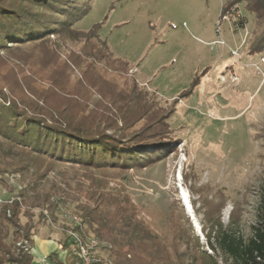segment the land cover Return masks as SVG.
I'll return each mask as SVG.
<instances>
[{
	"label": "trees",
	"instance_id": "1",
	"mask_svg": "<svg viewBox=\"0 0 264 264\" xmlns=\"http://www.w3.org/2000/svg\"><path fill=\"white\" fill-rule=\"evenodd\" d=\"M239 3L255 19L250 54H262L264 0H228L222 15ZM86 12V6L75 0H0V135L14 155L0 150V174L23 172L32 162L35 181L41 182L58 163L77 165L88 184L80 180L74 189L70 181L53 183L54 193L44 192L40 203L32 204L41 208V218L53 216L60 203L75 200L87 229L109 245L105 249L115 264H170L166 245L137 218L132 199L119 198L107 186L111 168L118 172L145 168L178 151L182 140L173 136L175 130L169 122L178 99L166 108L156 101L154 92L129 77L131 65L116 57L100 37V25L89 31L75 30L74 25ZM52 35L58 38L52 40ZM79 41L84 45L78 53L71 50L64 56L60 51L62 45L69 47V43ZM4 49L24 63L29 75L20 76L26 71L20 64L17 70L9 65L1 53ZM198 80L194 79L192 89L200 84ZM260 135L264 138V127ZM184 177L189 191L199 197L198 201L190 200L192 205L200 203L195 209L204 214L200 230H208L205 237L213 251L204 250L195 235L200 264H219L218 249L238 264H264V185L259 220L246 241L229 228L231 224L225 226L222 221L225 194L216 191L210 196V185L199 186L190 172ZM82 189H86L85 200L78 195ZM53 195L60 198L55 200ZM21 202L15 198L12 204H1L0 223L6 229L0 230V264H33L32 251L18 245L27 239L33 247L34 234L31 227L21 223ZM22 203L31 207L29 199ZM178 203L180 214L196 234L181 199ZM237 210L238 206L234 207L231 223L239 218ZM10 226L15 227L18 237L8 242L5 235ZM49 258L54 264H66L54 253Z\"/></svg>",
	"mask_w": 264,
	"mask_h": 264
},
{
	"label": "rangeland",
	"instance_id": "2",
	"mask_svg": "<svg viewBox=\"0 0 264 264\" xmlns=\"http://www.w3.org/2000/svg\"><path fill=\"white\" fill-rule=\"evenodd\" d=\"M75 1L87 8L74 25L75 30L89 31L100 25V37L116 57L131 65L129 77L154 92L156 101L166 108L178 99L177 110L169 118L175 130L173 136L182 140L178 151L145 168L125 172L111 168L107 188L119 198L132 199L138 209L137 218L166 245L170 264H200L195 235L204 250L213 252L205 237L208 230H200L204 214L195 210L200 203L192 205L193 216L184 206L196 234L179 212L177 177L182 176L185 181V173L193 174L199 186L210 185V196L216 191L225 194L222 221L225 226L231 224L229 228L248 241L259 220L258 204L264 185V138L260 135L264 127V65L259 62L261 54L251 55L249 51L254 38V16L239 3L224 14L229 18L226 19L222 8L228 0ZM83 45V41L69 43V47L62 45L60 51L64 56L71 50L78 53ZM1 53L16 70L17 64L26 70L20 76L29 75L24 63L9 55L7 49ZM196 77L200 84L192 89ZM0 150L14 157L12 147L1 135ZM28 165L23 172L0 174V208L7 200L29 199L31 207L21 202V223L31 227L32 232L38 229L65 236L68 222L59 209L53 216L45 209L49 218L42 219L41 208L32 204H38L42 193H54L53 183L64 185L70 181L74 189L80 180L87 185L88 181L82 178L84 171L70 162H61L47 178L36 182V168L32 162ZM95 174L101 177L99 171ZM78 195L85 200L86 189ZM189 195L198 201L197 194L189 191ZM61 205L80 211L75 200L58 207ZM236 206L239 218L231 223ZM5 229L0 223V230ZM15 230L9 227L6 241L18 237ZM100 253L108 256L105 248ZM215 253L219 264H238L219 249Z\"/></svg>",
	"mask_w": 264,
	"mask_h": 264
},
{
	"label": "built area",
	"instance_id": "3",
	"mask_svg": "<svg viewBox=\"0 0 264 264\" xmlns=\"http://www.w3.org/2000/svg\"><path fill=\"white\" fill-rule=\"evenodd\" d=\"M224 17L229 19L228 16L224 15ZM259 62L264 65V53L260 55ZM256 67L258 72H261V67L258 63H256ZM177 187L181 198L185 190L189 193L188 187L185 185L182 176L177 177ZM7 202L12 203L13 199L7 200ZM59 210L64 219L68 222L66 238L69 242V246L71 247L73 255L79 258L81 264H115L109 256L100 253L101 248H105L109 245L98 238L92 230L87 229L83 216L78 211L63 205L59 207ZM18 245L24 247L26 250L32 251L31 244L27 239L18 242Z\"/></svg>",
	"mask_w": 264,
	"mask_h": 264
},
{
	"label": "crops",
	"instance_id": "4",
	"mask_svg": "<svg viewBox=\"0 0 264 264\" xmlns=\"http://www.w3.org/2000/svg\"><path fill=\"white\" fill-rule=\"evenodd\" d=\"M32 239L33 264H54L49 258V255L52 253L56 254L57 258L66 264H81L79 258L73 255L71 247L67 245L66 233L62 237L59 236L58 232L36 229Z\"/></svg>",
	"mask_w": 264,
	"mask_h": 264
},
{
	"label": "bare ground",
	"instance_id": "5",
	"mask_svg": "<svg viewBox=\"0 0 264 264\" xmlns=\"http://www.w3.org/2000/svg\"><path fill=\"white\" fill-rule=\"evenodd\" d=\"M183 198V199H182ZM182 200H184L183 201V204H184V206H185V208H186V206H187V210H188V212H190L191 214L193 213V207H192V203H191V200H190V196H189V193H188V191L187 190H185L184 192H183V194H182ZM192 216H193V214H192ZM198 226L196 225V228H197ZM198 228H200V227H198Z\"/></svg>",
	"mask_w": 264,
	"mask_h": 264
},
{
	"label": "clouds",
	"instance_id": "6",
	"mask_svg": "<svg viewBox=\"0 0 264 264\" xmlns=\"http://www.w3.org/2000/svg\"><path fill=\"white\" fill-rule=\"evenodd\" d=\"M187 208V207H186ZM187 210V209H186ZM188 211V210H187Z\"/></svg>",
	"mask_w": 264,
	"mask_h": 264
}]
</instances>
